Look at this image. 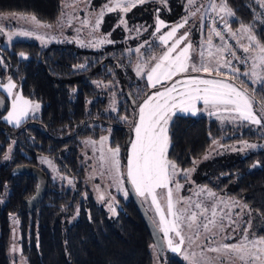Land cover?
Instances as JSON below:
<instances>
[{"label": "trees", "instance_id": "1", "mask_svg": "<svg viewBox=\"0 0 264 264\" xmlns=\"http://www.w3.org/2000/svg\"><path fill=\"white\" fill-rule=\"evenodd\" d=\"M62 1L0 0V14L35 15L45 24L55 23ZM225 2L234 16L231 28L253 22L248 0ZM182 3L183 0H151L138 8L143 15L149 14L150 21L145 20L152 28L156 16L173 24L175 18L183 14ZM175 8L178 13L173 15ZM112 15L109 21L117 17ZM152 30L146 35L151 36ZM256 38L264 43V27L256 30ZM10 49L4 51L9 61L7 65L11 67L9 77L18 83L25 98L41 104V112L39 117L27 120L16 129L0 127V142L9 144L13 140L15 143L9 163L3 167L33 163L27 158L28 152L42 154L54 162L62 175L75 180L71 191L60 189L48 177V193L40 206L30 208L27 230L19 210L21 251L26 263L151 264L153 239L132 198L118 200L117 214L110 217L104 207L95 202L91 192L84 196L78 165L80 141L86 137L98 139L101 134L110 133V146H119L123 153L126 151L137 105L152 91L124 81L121 71L131 67L134 53L123 55L119 45L105 52L89 53L64 44L41 48L28 41L14 42ZM21 52L27 59L19 60ZM96 81L116 84L111 89L117 100L115 114L103 113L106 98L94 85ZM240 81L234 83L241 87ZM243 87L254 97V108L258 109L264 103V89L246 83ZM130 116L133 122L126 123L123 118ZM169 136V158L181 170L190 168L193 160L202 157L217 139L224 145L239 141L263 143L262 150L240 159L212 161L207 175L199 183L243 201L261 222L256 234L264 237V127L245 123L225 126L204 116L179 115L169 125ZM24 176H11V183L0 192L8 196L10 206L24 203L34 195L35 177L30 172ZM74 216L77 219L69 224ZM166 264L179 263L170 258Z\"/></svg>", "mask_w": 264, "mask_h": 264}, {"label": "snow or ice", "instance_id": "2", "mask_svg": "<svg viewBox=\"0 0 264 264\" xmlns=\"http://www.w3.org/2000/svg\"><path fill=\"white\" fill-rule=\"evenodd\" d=\"M145 2L146 0H112L111 6L105 5L97 15L93 30L95 31L99 27L105 10L112 12L120 9L127 12L137 4ZM194 2L195 0H188L190 5ZM261 3L264 6V0H261ZM210 7L218 15L224 14L221 16L224 27L228 28L232 36H235V32L232 31L225 19V16L233 15L225 0H220L219 5L212 2ZM187 19L185 17L182 22L171 26L168 32L159 36L160 44L165 47V51L158 57H149V60L155 61L154 64L137 67V75L146 76L148 87L155 91L150 95L145 94L146 98L138 106V118L132 125L134 139L130 142L126 170L127 181L138 196L144 197L146 201L150 198L151 205L155 206L159 216L158 227L163 232L168 249L172 253L180 254L187 264H226V262L227 264H237V261L242 264H264V237H250L245 229L238 242H225L231 238L224 235L225 230L235 221L232 219L230 205L224 204V207L229 209L228 212L219 208V205L224 201L217 200L215 192L211 189L201 188L194 195L196 197L204 196V198L197 200H193L192 197L183 198L174 195L171 185L174 184L176 192L180 190L181 185L174 180L178 174V165L169 158L168 154L170 147L169 125L177 112L195 116L201 111H207L209 115H218L223 111L228 113L232 119L264 127V103L255 109L254 97L249 96L243 87L244 81H240L241 87H237L234 83L240 80L241 76H245L253 83H259L260 87L264 89V75L261 74L264 72V44H261L252 35L250 26H241V30L248 34L250 41L249 45L242 46L243 51L249 53L253 43L258 50V55L252 58L251 68L241 72V69L234 65L232 60L235 59L247 66L248 57H238L234 50H229L227 44L217 47L216 51L217 53L228 51L230 59L223 55L213 54L211 52L213 47L211 34L214 33L221 41H224L225 38L221 31L210 27V35L207 38L209 58L205 59V53L201 50L199 52L200 60L197 62L192 58L190 51L193 45L185 43L188 33L185 32L178 37L176 35L178 30L185 26ZM31 22L37 27H51V25L39 21L35 15L31 16ZM87 23L88 21H82V24ZM120 23L126 26L124 19H121ZM213 23L215 24V21ZM166 26L163 20L157 19L155 31L159 33L161 28ZM0 33H4L3 28H0ZM12 35L32 36L34 33L22 31L8 34L9 40L12 39ZM36 38L44 39L39 35ZM170 41L171 44H169ZM104 42L103 39L97 41L98 44ZM182 43L184 46L180 47ZM136 51L139 52L140 49L137 48ZM20 56L27 59L23 52L20 53ZM0 63L3 61L0 60ZM258 67L261 68V72L257 71ZM191 73H207L209 76L224 77V79L199 78L192 76ZM175 77L183 78L174 79ZM0 87L8 96L12 97L11 110L3 117L8 123L19 127L30 113H34L40 108L38 103L25 98L19 91L13 94L16 85L11 78L6 85H0ZM198 105H202V107H198ZM123 119H127V117ZM106 140L107 138L101 137L99 142L102 145L101 159L110 164L111 169L117 174V182L120 183V148L119 146L107 147L108 155L106 157L103 149ZM244 147L255 148L257 146L245 142ZM10 151L11 148H9ZM4 159H9V156L6 154ZM193 163L195 164L196 161ZM191 171L192 169L184 170V175L187 177ZM161 200L164 201L163 205ZM235 203L239 204V202ZM177 205H181V207H177ZM109 207L111 210V206ZM244 207L247 205L245 204ZM225 220H227V225L224 223ZM236 230V228L232 229L233 232ZM197 241H202L196 245L202 249L199 254L195 251L185 250L186 245L188 249H191ZM206 253H216V255L209 256Z\"/></svg>", "mask_w": 264, "mask_h": 264}, {"label": "rangeland", "instance_id": "3", "mask_svg": "<svg viewBox=\"0 0 264 264\" xmlns=\"http://www.w3.org/2000/svg\"><path fill=\"white\" fill-rule=\"evenodd\" d=\"M151 0H146L145 3L150 2ZM153 1V0H152ZM164 2V1H163ZM216 3L217 5L220 4V0H195L193 4H189L188 0H183L182 6V16L178 17L177 20L175 18V22L169 23L168 21H164L166 27H162L160 32L157 33L155 31L157 25V19L162 20L159 16H156L154 20V24L152 28H150V24L146 23L150 21L149 14L143 15L141 10H139V6L145 4H137L135 7L131 8L127 12H123L120 9H116L112 12H107L105 10V14L99 24V27L96 30H93V26L96 22L97 15L100 13L102 9H104L105 5L111 6L112 0H63L62 7L60 14L58 15V20L55 23H46L51 25V27H37L31 22V16L28 15H13L7 14L3 15L0 14V28L4 29V33H0V60L3 63H0V72L6 71L7 65L4 62V54L1 52L2 50L6 49L8 52L11 50V46L14 42H24L28 41L31 43H37L41 48H47V46L52 44H64L68 46H72L74 50L78 51H86L89 53L94 52H105L109 50L111 46H121L122 54L123 55H130L134 53V62L132 63L131 67L126 69L123 68L121 72H123L124 81L131 85H135V87H148L146 76H138L137 75V67L138 66H151L155 63V61L149 60V57L152 56H159L163 51H165V47L160 44L159 36L168 32L171 26L179 24L182 20L187 17V23L183 28H180L177 32V37L181 34L187 32V40L185 43H191L193 48L190 50L192 54V58L199 62L200 56L199 52L201 50L205 53V59H208V43L207 38L209 37V28L215 27L218 31H221L224 36V41H221L219 37L215 36L214 33L211 34L212 36V43L213 47L211 52L216 55H223L227 58H231L228 55V51L223 53H217V47H222L224 44L228 45L229 50H234L238 57H248L247 66L245 64L240 63L239 61L233 59L232 63L241 69V72L248 71L253 63V57L258 55V50L256 49L255 44L253 43L249 53H245L243 51L244 45H249L250 41L248 39V34L241 30V26L231 28L233 32H235V36H232L228 28L224 27V21L221 20V16L224 15L220 13L219 15L217 12H213L210 3ZM165 3V2H164ZM249 8L253 14V22L246 26L251 27V33L256 37V30L260 27H264V6H262L261 0H248ZM181 6V5H180ZM179 6V7H180ZM173 11V15L177 14L178 11ZM195 13V15H192ZM113 14V15H112ZM110 15L117 16L115 19L109 21ZM142 15V17H141ZM172 17V16H171ZM124 19L126 21V26L120 23V20ZM146 19V20H145ZM225 19L228 21V24L231 26V23L234 21V16L231 17L225 16ZM82 21H88L87 24H82ZM215 21V24L213 23ZM43 23V22H42ZM153 29V30H152ZM152 30L151 36L146 35L147 31ZM22 31H31L34 33L32 36H23V35H12V39L9 40L8 34H15ZM44 37L43 40L37 39L36 36ZM105 40L104 43L98 44V40ZM257 39V38H256ZM110 41V42H109ZM259 41V40H257ZM260 42V41H259ZM264 44L263 42H260ZM171 44V41L169 42ZM143 45V47H141ZM184 44L182 43L180 47H183ZM139 48L140 51L137 52L136 49ZM149 52V53H148ZM148 53V54H147ZM147 54V55H146ZM19 60H24L23 57L18 55ZM258 72H261V68H257ZM264 75V72H261ZM188 75V74H185ZM192 76H197L199 78H217V79H224V77H212L209 76L207 73H191ZM3 77L0 76V80ZM183 77H175L174 79H182ZM240 80H243L244 83L247 85L250 84L253 87L259 86V83H253L248 77L241 76ZM9 79L6 80L4 83L0 85H6ZM115 82V81H114ZM238 82V80H237ZM16 85V88L13 89V94H16L19 90V85L13 82ZM94 85L99 89L100 95L105 96L106 104L103 109V113L105 115L115 114L118 111V107L116 106L117 100L116 95L111 90L116 86L109 81L107 83L102 81H96ZM240 85V84H239ZM237 87L238 84L236 85ZM159 87V86H158ZM150 89V88H149ZM109 90V91H108ZM147 94H151L155 89H150ZM0 93L6 97L9 101V110H11V102L12 97L8 96V94L4 91L2 87H0ZM146 98V97H145ZM144 98V99H145ZM143 99V100H144ZM34 102V101H33ZM143 101H141L137 106H139ZM37 103V102H34ZM41 108V104L38 103ZM198 107H202V105H198ZM40 108L36 110L34 113H30L28 117H26L22 122L27 120L28 118H36L40 115ZM7 111V112H8ZM134 119L138 118L137 112L138 107L135 110ZM132 114V112H131ZM130 114V115H131ZM5 114L4 116H6ZM193 116L191 114L179 113L172 117V120L179 116ZM207 117L211 120L218 121L219 124H227L229 125H240L245 123L247 125H251L253 127H260L258 125L251 124L246 121H240L236 119H232L228 113L221 111L218 115H209L207 111L198 112L197 115L193 117ZM130 116L126 119V123L133 122V117ZM171 120V121H172ZM170 121V123H171ZM3 122L8 124L11 127H16L13 123H8L3 119ZM21 122V123H22ZM134 123V122H133ZM130 135H129V143L126 148V151L123 153L120 150L119 153V160H120V180L121 182H117V174L114 170L111 169L110 164L106 160L101 159V149L102 145L100 142L101 137L107 138L103 145L104 155L107 157V147L110 146V133L101 134L98 139H93L91 137H86L80 141L79 147V158H78V165L83 168V184L87 190L93 195L95 202L98 205H102L104 209L107 211L110 217L115 216L117 213V209L119 208V202L126 201L131 198L129 185L126 176L127 170V160L128 155L130 152V142L134 139V132L132 130V126L130 127ZM246 141H239L236 143H227L223 144L221 139H217L215 143L207 149L204 155L196 161V163L187 169H179L178 174L175 176L174 180L179 182L181 188L178 192L175 190L174 184L171 185L173 187L174 195L177 197L188 198L192 197L193 200L202 199V197H196L194 195L195 192L199 191L201 188L211 189L208 185H203L199 183L200 179L207 175L210 165L213 163L212 161L216 159H220L222 161H230V160H237L243 156L251 154V152H256L262 150L263 143L258 141L253 142H246L249 145H256L255 148H245L244 144ZM12 144L8 146L5 155H10L11 151L9 152V148H11ZM233 149H243V150H233ZM207 156V159H205ZM5 157V156H4ZM3 160L5 161L6 159ZM37 159V166L40 169H44L47 174L49 175L50 180L52 183H56L57 186L62 190H71L73 191L75 180L71 177L62 175L58 168H56L54 162L45 157L44 155L40 154L36 156ZM8 160V159H7ZM6 160V161H7ZM192 169L190 174L186 177L184 175V170ZM131 188L133 189L132 185L130 184ZM134 190V189H133ZM213 192L217 194V200H223L224 203L219 205V208L222 209L224 212H228L229 209L224 207V204H228L231 206V213L232 219L235 221L232 225L228 226L225 230L224 235H228L231 237L230 239L226 240V243H236L238 242L243 234L244 230L247 229L248 234L250 237H262L258 236L256 233L258 232L259 228L261 227V222L256 217L255 213L249 208L244 207L243 201L234 198L233 196H228L223 192H217L211 189ZM127 192V195H125ZM135 192V190H134ZM103 196V199H101ZM138 196V195H137ZM206 196V194H205ZM139 200L143 204L145 210L149 213L153 223L155 224L162 234L164 249L161 253H159L158 247L152 244L151 247V264H166L170 256L177 255L182 258L183 263L187 264V262L183 259L180 254L172 253L167 247V241L163 236V232L158 227L159 216L156 213L155 206L151 205L150 198L146 201L144 197L138 196ZM207 202V201H206ZM235 202H239L237 205ZM164 201L161 200V204L163 205ZM111 206V210L110 207ZM177 207H181V205H177ZM77 219L76 216L69 219V224H72ZM227 225V220L224 221ZM238 225V227H237ZM233 228L237 230L235 232L232 231ZM16 231V230H15ZM13 236V235H12ZM14 244L15 241L11 240ZM202 241H197L195 245L192 246L191 249L185 246V250L195 251L197 254L201 252V248L197 247L196 245L200 244ZM215 246V245H213ZM206 251V250H205ZM209 256H215L216 253H206ZM13 258L18 262L23 261L20 255L15 254ZM198 258V257H197ZM227 264V262H226ZM237 264H242V262L237 261Z\"/></svg>", "mask_w": 264, "mask_h": 264}, {"label": "flooded vegetation", "instance_id": "4", "mask_svg": "<svg viewBox=\"0 0 264 264\" xmlns=\"http://www.w3.org/2000/svg\"><path fill=\"white\" fill-rule=\"evenodd\" d=\"M5 50L6 49L2 50L1 52L4 54V57H5L4 62H5V65H7V63H9V61H8V57L6 55L7 53L4 52ZM10 69H11V67H9L7 65L6 71L0 72V76H2V73L4 74L3 78L0 80V84L4 83L6 80H8L10 78L9 77L10 74H8ZM12 82H15V81L12 80ZM15 83L18 84L17 82H15ZM19 90H20V88H19ZM8 109H9V101L6 99V97L3 95V93H0V127L5 125L4 128H8V129L13 130V129H16L18 127L17 126L11 127L8 124H6L5 122H3V117L5 114H7ZM31 119H33V118H28L27 120H31ZM27 120H25L24 122H27ZM24 122H22L20 124V126L22 124H24ZM6 144H7L6 142H3V143L0 142V182H1L0 183V192L3 191V188L6 186L7 183L8 184L11 183V181H9L11 176L14 177L18 174H22V177H23L25 174L28 173L25 170H22L21 167L32 166V167H35L37 169H40L37 166V161H36V159H37L36 156H38V155H34V153H31L32 154L31 155V154H29V152L27 153V158H28V160L32 159L33 163L29 162L28 164H21V165H17V166H12L11 168H4L3 166H5V164H8L9 160H10V159H8L7 161L3 160V157L5 156V153H6V150L8 149V146H10V144H12L11 145V147H12L11 153L15 148L14 147L15 143L13 140L10 141L9 144H7V145ZM4 147H5V149H4ZM3 150H4V152H3ZM40 170H42L44 172V174L46 176V180H48L49 175L47 174V172L44 169H40ZM80 170H81V178L80 179L82 180L84 196H87V194L90 192V190H87L84 187V184H83V175H84L83 168L80 167ZM33 176L35 177L34 180L36 181V189L34 191V195L30 198V200H25L24 203H21V204L16 203V204H14V206H10L9 204H7L8 196L0 195V264H28V263H26V259L23 256V252L21 251V240H20L21 239V237H20L21 229L19 228L20 227V221H19L20 217H18V214H19V210L21 209L22 217L24 218V223H23L24 228L26 230L29 229L30 224L28 222V218H29V212H30V201L37 194L36 191L39 187V181L37 180V178L34 174H33ZM24 178H25V176H24ZM12 181H15V179H13ZM48 188H49V180H48V185H47V189H46V194L48 193L47 192ZM46 194H45V196H46ZM44 197L42 198V200L44 199ZM42 200L38 206L41 205ZM38 206H36V207H38ZM26 230H25V232H26ZM11 240L15 241V244ZM13 248H15V251H13ZM14 253L20 255L21 258L23 259V261L18 262L17 260H15L13 258Z\"/></svg>", "mask_w": 264, "mask_h": 264}, {"label": "water", "instance_id": "5", "mask_svg": "<svg viewBox=\"0 0 264 264\" xmlns=\"http://www.w3.org/2000/svg\"><path fill=\"white\" fill-rule=\"evenodd\" d=\"M22 170H25L26 172H31L34 174L39 181V187L36 191L35 197L30 201V208H34L39 205L42 198L46 194V189L48 185V180H46V176L44 172L40 169H37L32 166H24L21 167ZM1 183V182H0ZM130 189L131 198L135 204V207L137 208L138 212H140V215L142 217L143 222L146 224L147 230L149 234L152 236L154 244L158 247L159 253L162 252L164 249V243L162 235L159 233L155 223H153L149 213L145 210L143 204L141 203V200H139L137 194L134 192V190L131 188L130 184H128ZM172 260H176L179 264H184L181 257L174 255L170 256Z\"/></svg>", "mask_w": 264, "mask_h": 264}]
</instances>
